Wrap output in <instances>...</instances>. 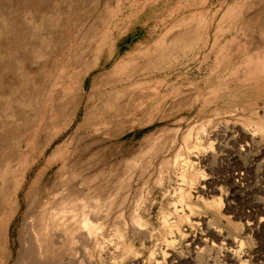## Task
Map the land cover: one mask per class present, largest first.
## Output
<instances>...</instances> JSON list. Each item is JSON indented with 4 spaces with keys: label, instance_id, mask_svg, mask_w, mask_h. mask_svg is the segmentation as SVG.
<instances>
[{
    "label": "rangeland",
    "instance_id": "obj_1",
    "mask_svg": "<svg viewBox=\"0 0 264 264\" xmlns=\"http://www.w3.org/2000/svg\"><path fill=\"white\" fill-rule=\"evenodd\" d=\"M0 264H264V0H0Z\"/></svg>",
    "mask_w": 264,
    "mask_h": 264
},
{
    "label": "bare ground",
    "instance_id": "obj_2",
    "mask_svg": "<svg viewBox=\"0 0 264 264\" xmlns=\"http://www.w3.org/2000/svg\"><path fill=\"white\" fill-rule=\"evenodd\" d=\"M186 193V192H185ZM84 223V220L82 221V224ZM216 231V230H215ZM217 232V234H218V232L219 231H216ZM235 253V252H234ZM237 254V253H236ZM232 256H234V257H236L235 255H232ZM229 258V257H228ZM230 259V258H229ZM232 259V261L234 260V258H231ZM237 260H239V258L237 259ZM236 262V261H235Z\"/></svg>",
    "mask_w": 264,
    "mask_h": 264
}]
</instances>
